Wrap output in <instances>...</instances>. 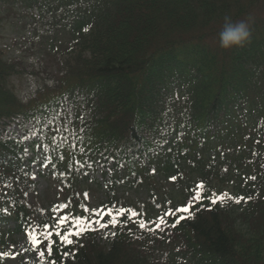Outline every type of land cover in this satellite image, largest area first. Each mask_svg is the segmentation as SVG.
<instances>
[{"label":"trees","instance_id":"16d2710c","mask_svg":"<svg viewBox=\"0 0 264 264\" xmlns=\"http://www.w3.org/2000/svg\"><path fill=\"white\" fill-rule=\"evenodd\" d=\"M225 17L249 23L244 46L220 47ZM15 20L41 58L0 48V127L37 137L65 196L36 208L24 143L0 134V264L9 224L35 236L38 264H264V0H0V34ZM107 165L119 223L67 245L75 218L93 217L83 176ZM119 185L164 200L134 204Z\"/></svg>","mask_w":264,"mask_h":264},{"label":"rangeland","instance_id":"374dc122","mask_svg":"<svg viewBox=\"0 0 264 264\" xmlns=\"http://www.w3.org/2000/svg\"><path fill=\"white\" fill-rule=\"evenodd\" d=\"M29 32L23 30L19 22L16 20L11 23L4 24L0 34V48L4 50V53L8 57L23 58L26 61L36 64L39 58H41V52L37 47H33L29 42ZM16 88L21 99L28 96L33 90L32 82L28 79L16 81ZM28 130H32L29 127ZM3 136H12L18 139H24L27 147V156L25 166L28 168L32 177L34 188L31 191V198L36 208L40 207L50 208V202L56 200L55 204L64 198V194L59 190L52 180L47 175V165L43 163L44 156L38 151V147L33 148L32 144L36 141L34 136L25 137L26 135L19 130L17 123L10 124L7 128H2ZM0 131V132H1ZM109 165L106 168H99L95 173H88L83 176L81 181L82 197L86 198V204L89 207L92 220H96L97 216L93 210L98 212H107V192H106V180L108 177L104 174L108 173ZM164 187L167 188V203L171 201L174 204L178 200V190L170 182L164 183ZM233 187L230 185L225 186L222 189L223 193H229L232 195ZM151 200L148 199V190L143 187L135 189H128L124 185H119L117 193L120 197L134 204L145 203L149 207L151 206L149 201H155L159 203L164 200V190L158 192ZM166 203V204H167ZM152 208V207H151ZM153 209V208H152ZM65 210L68 212L67 208ZM157 214V212L155 213ZM55 219V218H54ZM109 218L102 220V223L109 224ZM61 219H55V224L59 227ZM94 227L96 225L94 224ZM7 234L5 240V248L3 253V259L1 264H38L35 258L34 245L29 243L22 235H19L13 231V225L6 226ZM100 236H107L110 232L109 227L107 229H101L97 231Z\"/></svg>","mask_w":264,"mask_h":264},{"label":"snow or ice","instance_id":"6c2138e0","mask_svg":"<svg viewBox=\"0 0 264 264\" xmlns=\"http://www.w3.org/2000/svg\"><path fill=\"white\" fill-rule=\"evenodd\" d=\"M172 180H175L176 177L173 176L171 177ZM200 187H204L203 184L200 185ZM195 199H202V197L200 196L199 193H197ZM221 199L219 197L217 198H212L211 199V203L213 205H215L218 200ZM244 199V198H240V199H237L236 200V203H240L241 200ZM66 207V206H65ZM85 211H88L89 209L85 208L84 209ZM97 216V219L96 220H90L86 223V226H83L81 227L82 224H85V220L83 218V216L81 215V217H77L75 218V224L77 226V230L75 232H69L68 234H65V235H61L60 236V239L62 241H64L67 245H73L74 243V240L70 238V236H82L83 234L89 232V231H98V230H101V229H107L109 227V224L108 223H102L101 221L102 220H105L107 217H111V226L112 227H116L119 223V221L117 220V215H120V213H116V214H113L112 212H98L96 210H93ZM178 212H181V213H188L189 215H191L190 213V208L189 206H184V207H181V208H178L177 209ZM135 215V214H134ZM186 217L185 216H180L179 219L176 221V224H178L180 222V220H184ZM68 218L67 217H63L60 221L61 224L64 223V221H66ZM93 224L96 225V227H93ZM176 224H173L172 226L175 227ZM141 228L144 227V224H140L139 225ZM57 235H60L59 233H57ZM112 235H115V233H112ZM32 243L35 245L38 243L37 239L35 238V236H33L32 238ZM69 253L68 252H65V255H68ZM53 264H55V262H53Z\"/></svg>","mask_w":264,"mask_h":264},{"label":"clouds","instance_id":"9594fccd","mask_svg":"<svg viewBox=\"0 0 264 264\" xmlns=\"http://www.w3.org/2000/svg\"><path fill=\"white\" fill-rule=\"evenodd\" d=\"M251 28L246 20L233 22L230 17H225L223 29L219 34L220 47L230 50L244 46L251 38Z\"/></svg>","mask_w":264,"mask_h":264}]
</instances>
